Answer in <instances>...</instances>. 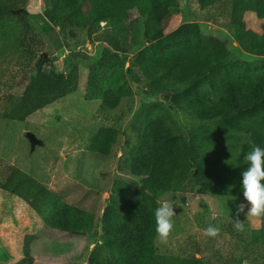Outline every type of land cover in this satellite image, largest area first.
Wrapping results in <instances>:
<instances>
[{
	"label": "trees",
	"instance_id": "trees-1",
	"mask_svg": "<svg viewBox=\"0 0 264 264\" xmlns=\"http://www.w3.org/2000/svg\"><path fill=\"white\" fill-rule=\"evenodd\" d=\"M206 18L228 22L234 49L205 33L196 23L168 32L171 10L178 0H40L41 12L62 34L70 55L55 74L41 55L42 67L31 73L15 94L7 121L25 123L36 112L61 101L79 84L80 66L90 71L91 100L106 122L91 151L110 155L118 129L138 106L129 125L141 138L143 158L161 192L242 199L240 173L252 146L264 148V0H197ZM26 0H0L4 22L28 26L22 10ZM254 16L259 29L247 27ZM143 40L145 45H143ZM94 46V54L73 51ZM56 59H51V62ZM136 102V104H137ZM124 106V110L123 107ZM191 116V123L182 122ZM240 141L239 153L226 160L218 138ZM0 191L24 202L47 228L72 236L99 237L87 264H204L196 256L164 255L154 240L155 206L134 196L115 208L94 212L62 201L31 175L0 158ZM264 250V216L259 228L245 237Z\"/></svg>",
	"mask_w": 264,
	"mask_h": 264
},
{
	"label": "rangeland",
	"instance_id": "rangeland-1",
	"mask_svg": "<svg viewBox=\"0 0 264 264\" xmlns=\"http://www.w3.org/2000/svg\"><path fill=\"white\" fill-rule=\"evenodd\" d=\"M22 14L28 26L4 22L0 27V158L31 175L62 201L99 217L106 207L115 208L131 196L155 207L161 199L171 200L173 229L165 243L154 240L160 254L196 256L204 264H264V250L245 240L259 228L260 217L245 215L247 206L237 214V206L246 205L243 198L197 194L185 195L182 202L179 193L161 192L155 187L150 166L143 158L142 140L129 125L138 106L137 96L128 101L131 115L116 126L110 155L91 151L93 139L106 122L97 114L99 102L90 98L93 92L87 68L80 66L77 88L61 101L36 112L25 123L4 119L22 79L42 67L41 55L47 60L44 66L51 63L53 72L61 74L64 59L71 53L61 44L63 34L44 18L40 0H26ZM206 14L197 0H178V6L171 10L168 32L196 23L203 32L225 39L233 55L243 57L234 49L228 22L208 21ZM245 22L250 29L260 27L251 14ZM142 44H146L144 40ZM73 51L89 58L94 46L80 45ZM178 118L192 123L191 116L178 113ZM218 142L226 160L239 153L240 141L219 137ZM235 220L243 222V231L234 227ZM209 225L220 229L216 237L203 234ZM98 237L99 230L93 236L51 230L24 202L0 191V264H87Z\"/></svg>",
	"mask_w": 264,
	"mask_h": 264
},
{
	"label": "clouds",
	"instance_id": "clouds-1",
	"mask_svg": "<svg viewBox=\"0 0 264 264\" xmlns=\"http://www.w3.org/2000/svg\"><path fill=\"white\" fill-rule=\"evenodd\" d=\"M247 167L240 173V188L245 204L237 206V214L244 211L250 217L264 216V148L252 146L251 150L244 155ZM174 204L169 199H161L154 209L156 238L165 243L169 233L173 229ZM234 227L238 231L244 230L243 222L235 220ZM220 229L209 225L203 229L206 237H216Z\"/></svg>",
	"mask_w": 264,
	"mask_h": 264
}]
</instances>
